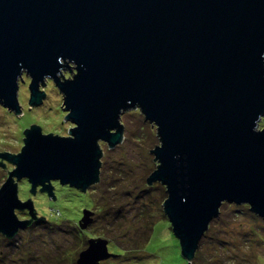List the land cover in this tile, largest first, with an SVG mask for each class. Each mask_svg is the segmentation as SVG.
I'll return each instance as SVG.
<instances>
[{"label": "water", "instance_id": "water-1", "mask_svg": "<svg viewBox=\"0 0 264 264\" xmlns=\"http://www.w3.org/2000/svg\"><path fill=\"white\" fill-rule=\"evenodd\" d=\"M24 75L30 107L51 81L74 127L62 136L31 125L19 153H0L14 166L0 188V234L31 223L17 211L37 218L20 199L22 180L53 199V182L84 193L97 185L100 143L121 144L133 110L157 129L147 183L166 188L184 259L223 204L264 219V0H0V103L17 115ZM92 214L84 210L83 229ZM108 242L90 239L77 264L115 257Z\"/></svg>", "mask_w": 264, "mask_h": 264}, {"label": "rangeland", "instance_id": "rangeland-1", "mask_svg": "<svg viewBox=\"0 0 264 264\" xmlns=\"http://www.w3.org/2000/svg\"><path fill=\"white\" fill-rule=\"evenodd\" d=\"M64 73L69 75L66 70ZM29 84L30 79L25 75L24 81H20L18 95L22 107L21 114L17 115L9 111L0 103V153H19L25 139L24 130L29 129L31 125L40 126L44 134L54 133L62 136H68L69 130L74 127L65 120L67 112L62 108L63 95L51 81H46V85L42 88L47 94L43 103L34 108L29 104ZM134 111L138 110L126 112L122 117L125 139L121 144L110 149L108 144L100 143L103 151L102 167L105 163L106 166H110V170H114V166L118 165L117 176L121 175L120 178L126 182V185L118 190L119 200L108 203L100 201L98 206L97 200L101 191L96 184L89 188L87 193L81 191L78 193L77 190L74 195H69L67 198L63 197L57 201L50 198L48 200L47 195L41 192L35 197L31 196V185L22 180L19 183L20 199L25 201L31 197L37 208V218L34 221L45 217L49 220L46 221L52 229L49 232L48 229L37 224L34 225V230L26 227L20 229V233L12 238L0 234V264H77L80 252L89 246L88 240L97 238H105L109 241L110 252L116 247L124 251L120 254L112 253L116 257L104 260L101 264H185L180 241L174 236L167 218L161 221L158 217L160 223L156 226L154 235L142 248L141 241L143 242L149 230L147 229L146 232L145 224L137 217V213L141 208L149 207L153 201L154 203L156 200L160 201L161 184L156 182L153 184L154 187L150 185L151 189L146 192L141 180L148 179L153 171L149 169L155 170L158 166L151 150L160 142L156 127L148 121H145L148 127L144 132L145 136L143 135L140 126L145 118L142 114L132 113ZM259 129H264V118L260 122ZM132 132L144 139L136 143L131 138ZM6 167L0 166V188L9 176L8 171L13 170V165L10 163ZM129 174L135 175L130 182H127L126 177ZM109 176L113 177L112 173ZM111 193V197L114 198L113 192ZM148 194L151 195L152 200L154 199L153 201L143 198ZM92 200L97 201V204L89 208L93 203ZM107 204L111 206L106 207ZM225 205L222 208L224 214L222 215L220 211V215L212 221L201 240L203 242L198 250L203 248L199 256L202 263L195 260V255L189 264H264V219L254 214L250 207H247L250 211L245 208L246 204L225 203ZM85 209L93 212L92 218L95 219L85 229H80L86 235L94 234L89 236L86 246L81 242L85 234L76 233ZM26 211L29 213L28 209L17 211L19 219L26 216ZM56 217L58 222H54ZM30 220L32 221L33 218ZM254 231L260 233L263 238H258ZM220 241H223L221 245L225 250L217 252L213 244Z\"/></svg>", "mask_w": 264, "mask_h": 264}, {"label": "trees", "instance_id": "trees-1", "mask_svg": "<svg viewBox=\"0 0 264 264\" xmlns=\"http://www.w3.org/2000/svg\"><path fill=\"white\" fill-rule=\"evenodd\" d=\"M132 113H136V114L139 113L141 115V113H140L139 110L138 111H134ZM141 125H142V126H140L141 132H143V135L145 136V133L144 132L147 131L148 124H147V122H145V120H143ZM131 135H132L131 138H133V141H135L136 143H137L138 140L144 139V137H138L133 132H132ZM127 136H128V132H127ZM128 138H129V136H128ZM118 168H119V166L118 165H115L114 166V170H110V166H106L105 163H104V166L101 169L100 181L97 184L100 187L99 190L101 191V194H99V197H98V200H97L98 201V206H99V202L100 201H105V202L108 203V202H113V201L117 202L119 200V196H118V192L120 191L119 188L121 186H125L126 185V182L121 179L122 178L121 175L120 176H117V173H119L118 172ZM149 170H154V169L151 168ZM111 173H112V176L113 177H110L109 176ZM134 175L135 174H129V175H127V177H126V180L128 179L127 182H130L131 179L134 177ZM141 181H142L143 187L145 188L144 190L146 192H149V190L151 188L149 187L150 185L147 183V179L141 180ZM53 186H54V192H55V195H56V199H53V197H49L48 194L43 193V194L47 195V199L48 200L50 198V200L52 199L53 201H57V200H60V198H63V197L64 198H67L69 195H74V192L77 191V189H75V188H71L69 186H62L59 182H53ZM160 189H161V193L159 194L160 201L156 200V202L154 203V201H153L154 199L152 200L151 195L148 194V195L144 196L143 197L144 199H146V200H152L153 203L152 204H149V207H147L146 209L145 208L144 209L141 208V210H139V213H137V217L141 218V220L145 224V227L144 228H146V232H147V229L149 230V232H147L148 234L146 235V237H144L143 242L141 241L142 248H143V245H145L146 243L150 242L151 237L154 235L155 228H156V226H158V223H160V220L158 219V217L161 218V221L162 220H167L166 219L167 217H166V215L163 212V202L167 198V192H166L165 186H163V185H160ZM66 191H68V192H66ZM39 192H41L40 191V188L37 190L36 195H38ZM62 192H63V194H61ZM64 192H66V193L64 194ZM77 192L79 193L80 191L78 190ZM111 192H113L114 198L111 197V194H112ZM71 193H73V194H71ZM85 193H87V192H85ZM32 195L33 194L31 193V196ZM36 195H34V197ZM88 195H89V193H88ZM89 198H91V197L89 196ZM97 201L94 202V200H92L93 203H92L91 206H89V208L94 207L95 206V203L97 204ZM34 204H35V201H34ZM232 204H234V203H232ZM108 206H111V205L110 204H107L106 207H108ZM152 206H155V208L152 207ZM224 206H226V205L223 204L222 208ZM245 206H246L245 208H247V207L249 208L248 205H245ZM35 208H36V206H35ZM222 208H221V211H222V215H223L224 214V212H223L224 209H222ZM36 212H37V208H36ZM58 214H60V212H58ZM39 217H40V215H39ZM40 219L41 220L39 222V226H43L44 228L48 229V231L50 232L51 229H52V227H50V225L48 223H46L47 222L46 220H48V219L45 218V217H40ZM93 219H94V217H93ZM97 219L99 220V215H97ZM44 221H46V222H44ZM50 222H52V221H50ZM54 222H58V218L57 217H56V220ZM78 228H79L78 232L75 231L77 234H85L84 232H82V230H80V229H83L81 227L80 223H79V227ZM254 233H255V231H254ZM255 234L257 235L258 238H263L260 233L256 232ZM85 235L82 236V240H81V242H83V245L84 246L87 245V243L89 241L88 239L91 236H94V234L92 235V234H89L88 233L86 235V236H88L87 239H86V236ZM33 240H34V238H33ZM202 242H201L200 245H202ZM221 244H223V241H220L219 243L218 242H215L213 244L214 245V250H216L217 252L224 251L225 250V247L222 246ZM121 251L122 250L120 248L116 247L114 249V251L113 252L111 251L110 253H114L115 252V253H119L120 254V253L124 252V251H122V252ZM202 252H203V248H201V249H199L197 251L196 259L195 260H199V256H200V254ZM211 256L213 257V255H211ZM199 261L202 263L201 260H199ZM215 261H217V260H215ZM184 262H185V264H189V262L186 259H184ZM200 262H198V263H200Z\"/></svg>", "mask_w": 264, "mask_h": 264}, {"label": "flooded vegetation", "instance_id": "flooded-vegetation-1", "mask_svg": "<svg viewBox=\"0 0 264 264\" xmlns=\"http://www.w3.org/2000/svg\"><path fill=\"white\" fill-rule=\"evenodd\" d=\"M25 76V75H24ZM66 77H70V75H67L66 74ZM50 82V81H49ZM0 164H4L5 166L7 165V164H9L7 161H5V160H0ZM5 166H2V167H4L5 168ZM13 169H14V166H13ZM11 171V170H10ZM10 171H9V173H10ZM32 196H34V195H32ZM30 199H31V197H30ZM33 200H34V198H32ZM28 200V199H27ZM27 200H25V201H27ZM24 201V200H23ZM25 214H26V216H24L23 218H21V220H30L31 219V216H30V214L26 211L25 212ZM41 219H39V221H40ZM39 221L37 220V221H34V219L31 221V223L26 227V229H29V228H34V225H37V224H39ZM46 222V221H45ZM47 223V222H46ZM34 230V229H33ZM21 231V230H20ZM20 231L18 232V233H20ZM7 238V237H6ZM11 241V240H10ZM102 262H100V264H101Z\"/></svg>", "mask_w": 264, "mask_h": 264}, {"label": "bare ground", "instance_id": "bare-ground-1", "mask_svg": "<svg viewBox=\"0 0 264 264\" xmlns=\"http://www.w3.org/2000/svg\"><path fill=\"white\" fill-rule=\"evenodd\" d=\"M85 210H89V209H85Z\"/></svg>", "mask_w": 264, "mask_h": 264}]
</instances>
